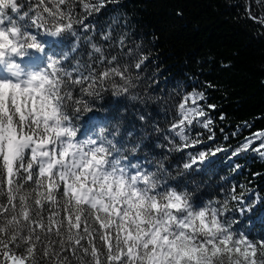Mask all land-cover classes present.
Returning a JSON list of instances; mask_svg holds the SVG:
<instances>
[{
  "label": "snow or ice",
  "instance_id": "snow-or-ice-1",
  "mask_svg": "<svg viewBox=\"0 0 264 264\" xmlns=\"http://www.w3.org/2000/svg\"><path fill=\"white\" fill-rule=\"evenodd\" d=\"M119 6L0 0V264H264V239L238 227L264 189L230 184L202 201L189 187L218 154L234 173L241 156L264 162V130L213 146L210 83L177 92L164 125L143 111L128 123L124 102L139 100L150 60ZM109 7L104 24L90 22ZM242 7L264 36V0ZM66 35L72 47L57 55L50 41ZM98 102L110 118H95Z\"/></svg>",
  "mask_w": 264,
  "mask_h": 264
},
{
  "label": "trees",
  "instance_id": "trees-1",
  "mask_svg": "<svg viewBox=\"0 0 264 264\" xmlns=\"http://www.w3.org/2000/svg\"><path fill=\"white\" fill-rule=\"evenodd\" d=\"M244 2L120 0L117 12L131 20L150 60L140 73L142 79L136 89L139 100L124 102L127 109L123 116L128 123L135 122V114L143 111L164 125V113L170 111L177 92L210 83L214 87L205 89L207 103L217 106L211 113L216 136L213 146L235 147L244 137L264 130V36L259 35L262 30L257 25L243 19ZM111 15L109 7L90 18V22L104 24ZM74 40L66 35L61 44L50 41L49 47L59 55L61 50L70 49ZM85 50L81 41L79 51L71 55L80 59ZM111 107L119 105L113 101ZM94 114L103 121L113 113L106 102H98ZM220 114L224 115L223 120L218 118ZM202 131L205 143H210L206 140L207 131ZM226 136L228 139H224ZM211 160L204 171L195 174V183L189 185L196 189L193 196L198 200L223 199V190L230 184L250 181L255 189H264V162L259 158L241 156L242 170L236 173L231 171L236 161L228 160L226 154H218ZM239 219L242 223L238 227L250 239H264V207L258 206L249 217Z\"/></svg>",
  "mask_w": 264,
  "mask_h": 264
}]
</instances>
